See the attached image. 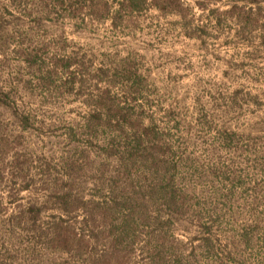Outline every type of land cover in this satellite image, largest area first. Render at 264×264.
<instances>
[{"label":"rangeland","instance_id":"rangeland-1","mask_svg":"<svg viewBox=\"0 0 264 264\" xmlns=\"http://www.w3.org/2000/svg\"><path fill=\"white\" fill-rule=\"evenodd\" d=\"M143 1L0 0V264H264V0Z\"/></svg>","mask_w":264,"mask_h":264},{"label":"trees","instance_id":"trees-1","mask_svg":"<svg viewBox=\"0 0 264 264\" xmlns=\"http://www.w3.org/2000/svg\"><path fill=\"white\" fill-rule=\"evenodd\" d=\"M143 2H144L143 0H122L121 6L125 4L126 7H128L130 11H133L135 9H138L139 6L143 4ZM160 2L162 3L161 6L158 4ZM165 5L168 8H172L170 10L171 13L178 12L180 8L183 7L182 4L180 3V0H158L154 7H156L159 11H164ZM233 8H236V7H233Z\"/></svg>","mask_w":264,"mask_h":264}]
</instances>
